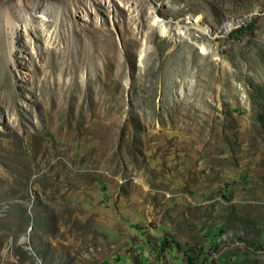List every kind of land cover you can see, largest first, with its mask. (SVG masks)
I'll use <instances>...</instances> for the list:
<instances>
[{
	"label": "rangeland",
	"instance_id": "1",
	"mask_svg": "<svg viewBox=\"0 0 264 264\" xmlns=\"http://www.w3.org/2000/svg\"><path fill=\"white\" fill-rule=\"evenodd\" d=\"M129 2L0 0V264H264V0Z\"/></svg>",
	"mask_w": 264,
	"mask_h": 264
},
{
	"label": "bare ground",
	"instance_id": "2",
	"mask_svg": "<svg viewBox=\"0 0 264 264\" xmlns=\"http://www.w3.org/2000/svg\"><path fill=\"white\" fill-rule=\"evenodd\" d=\"M106 2H111V1H113V0H105ZM117 1H120V2H122V1H125V2H127L128 4L130 3L129 2V0H117ZM39 11H41L42 13H45L46 11H45V9L44 8H41V7H39ZM165 30V29H164ZM169 29H167V31H168ZM166 31V30H165Z\"/></svg>",
	"mask_w": 264,
	"mask_h": 264
}]
</instances>
